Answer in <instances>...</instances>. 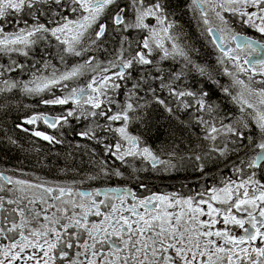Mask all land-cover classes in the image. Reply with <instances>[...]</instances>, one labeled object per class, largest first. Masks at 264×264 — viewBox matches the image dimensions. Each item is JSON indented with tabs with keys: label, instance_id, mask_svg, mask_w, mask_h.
I'll list each match as a JSON object with an SVG mask.
<instances>
[{
	"label": "snow or ice",
	"instance_id": "obj_1",
	"mask_svg": "<svg viewBox=\"0 0 264 264\" xmlns=\"http://www.w3.org/2000/svg\"><path fill=\"white\" fill-rule=\"evenodd\" d=\"M17 91L62 110L16 127L42 121L56 134H30L67 141L90 170L64 183L0 171V264H264V0H0V109ZM162 118L172 143L157 154L145 132ZM143 163L191 165L200 190L151 191ZM111 177L149 194L83 187Z\"/></svg>",
	"mask_w": 264,
	"mask_h": 264
},
{
	"label": "flooded vegetation",
	"instance_id": "obj_2",
	"mask_svg": "<svg viewBox=\"0 0 264 264\" xmlns=\"http://www.w3.org/2000/svg\"><path fill=\"white\" fill-rule=\"evenodd\" d=\"M250 35L252 33H249ZM133 36H135V33H132ZM115 41L112 40L111 38L108 39L107 43H106V47L109 49V52L111 51L112 47L114 46ZM99 58L101 59H106L108 57L107 53H103L100 52L98 53ZM209 63L210 64H215V56L214 54L211 52L210 54V59H209ZM164 67H168L167 64L164 65ZM217 71H219V69H217ZM221 80V83H228V78L224 77V76H220L218 77ZM256 79H260V77H256ZM215 87V86H212ZM16 94H18L19 97H21L23 94L20 92H14ZM122 95V94H121ZM24 97L28 98L27 100V104H28V108H30V111H28V113H24L22 114V117L20 119L21 123L26 116L32 115L34 111H39V112H46L48 114H55L59 111H61L62 109L57 106V107H51V106H44L42 104H39V98L38 97H29L26 95H23ZM10 97H13L12 95ZM214 99L216 97H213ZM18 99V98H15ZM225 103L227 104L228 102L225 101ZM228 107H232L231 104H228ZM25 127L29 128L30 131L28 133H25L24 131H22L21 129H19L24 138H26L27 140H30L39 151L41 152H50L51 154L53 153H57L61 148L64 147H69L67 141L65 142V144H49L46 141H43L41 138H37L32 136L31 130L35 129V130H40V131H45L48 134H56L55 130L52 129H48L46 125L43 124L42 121L38 122L37 126H29V125H25ZM67 136V140H70L72 143H81V144H87L88 142L86 140H81L78 137H73L72 134L70 133H66ZM147 142L149 145H151V147L157 152V154H160V148H158V146H156V144L150 142L147 139ZM98 152L100 151V148H97ZM75 152L79 153V154H83L82 150H76ZM86 156V155H85ZM162 159H167L166 155H161ZM109 163H111V161H109ZM116 166H120L119 162H116ZM138 167H143L144 169H146L145 171H141L139 173V177L140 180L143 181V183H145L148 186V189H150L151 191H155V192H182L183 194H188L189 190H194V191H199L200 190V173L197 171H190V170H184L181 169L179 171H167L165 172L163 170V168L161 166H158V168H160L159 171H153L151 168V165L148 163H143V164H137ZM221 167H223L221 165ZM63 167H58V169L56 170H60L57 173H52L49 170H54L52 169L51 166H44L42 168H28L22 165H0V171H4L6 169H11L13 171L10 172H6V174L8 175H15L18 178H23V179H28L29 175H22V174H34L35 176H39L43 179H47L48 181L51 182H71L72 180H80L83 178L84 174L86 172H88L89 170L84 168H80V169H76L75 171H63L64 169H62ZM123 170V169H122ZM214 169H210V171H212ZM78 173V174H77ZM226 175L228 174L227 172L225 173ZM128 172L125 173V176L127 177ZM155 180H159V182H155ZM106 186H112V187H120V186H131L133 188V190H135L139 195H148L149 192H146L144 189H141L138 187V182H131L129 184V181L127 179L124 178H117V177H111L110 179L106 180V181H98V182H93L91 184L89 183H85L83 185V187L87 188V187H106Z\"/></svg>",
	"mask_w": 264,
	"mask_h": 264
},
{
	"label": "trees",
	"instance_id": "obj_3",
	"mask_svg": "<svg viewBox=\"0 0 264 264\" xmlns=\"http://www.w3.org/2000/svg\"><path fill=\"white\" fill-rule=\"evenodd\" d=\"M186 29L190 33L193 41H196V28L195 25H187L186 18ZM196 46L201 48L200 56L198 57L200 62H208L210 59L211 50L204 48L200 42H196ZM9 108L5 112L0 109V165H22L28 168H42L44 166H51L54 170H49L52 173H57L62 169L67 171H74L77 168H84L90 170L88 163V157L73 151L72 157L66 155L67 152L72 151L69 147L61 148L57 153L41 152L37 147L30 141L24 138L22 132L16 127L22 117V114L28 113L30 108L24 107L21 102L16 101L8 97ZM0 103L1 102L0 100ZM161 127L159 131L155 128L151 132H145V138L150 142L156 144L158 148L168 146L172 141L168 137L167 129L169 124L162 118L160 120ZM11 136L13 139L18 141V144L11 145L7 141V137ZM179 143V141H177ZM184 144H180V148L184 149ZM98 151V149H97ZM184 170L194 171L191 165L184 168ZM159 182V180H155Z\"/></svg>",
	"mask_w": 264,
	"mask_h": 264
},
{
	"label": "rangeland",
	"instance_id": "obj_4",
	"mask_svg": "<svg viewBox=\"0 0 264 264\" xmlns=\"http://www.w3.org/2000/svg\"><path fill=\"white\" fill-rule=\"evenodd\" d=\"M107 58H108V57H107ZM101 59H102V58H101ZM25 78H26V77H25ZM121 94H122V93H121ZM11 95H12L13 97H10ZM23 95H24V94H23ZM23 95H22L21 97H19L18 94L13 93V94H9V97L12 98V99H14V98H18V99H16V101L21 102V104H23L24 107H27L28 104H27L26 102H27L28 98L24 97ZM122 96H123V94L121 95V98H122ZM8 99H9V98H8ZM0 100H1V102H4V96H3V95H0Z\"/></svg>",
	"mask_w": 264,
	"mask_h": 264
}]
</instances>
